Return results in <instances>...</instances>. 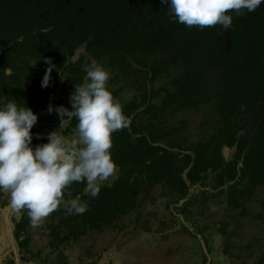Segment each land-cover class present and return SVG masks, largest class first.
<instances>
[{
	"label": "trees",
	"instance_id": "1",
	"mask_svg": "<svg viewBox=\"0 0 264 264\" xmlns=\"http://www.w3.org/2000/svg\"><path fill=\"white\" fill-rule=\"evenodd\" d=\"M58 1L39 0L37 4L28 0L21 6L19 0H0V107L15 100L18 107H30L35 114L46 105L53 110L61 105L71 109L70 96L75 85L84 83L82 66L92 56L108 70V87L120 100L130 124L112 136L114 180L102 184L95 198L85 195L86 182H74L66 190L65 199L79 197L87 201L88 210L66 215L61 205L37 228L31 226L27 209L22 210L13 231L17 245L28 247L36 242L35 237L46 236L44 247L56 251L57 259L68 264L60 246L71 245L91 232L122 230L125 220L141 215L156 197H166L185 219L191 216V205L202 209L209 203H222L237 217L249 212L246 203L257 201L258 193L264 191V126L253 136L239 131L246 129L252 96L264 83V3L254 12L228 13L233 22L226 50L222 43L228 29L181 24L161 0H62L61 8ZM49 4L51 13L58 16L39 18ZM81 6L83 20H69L76 31L58 21L68 17L63 15L67 10L72 14ZM54 20L64 29L62 36L56 27L30 33ZM57 34L63 40L52 42ZM20 35L22 39L17 40ZM90 36L94 37L81 56L69 60ZM128 56L140 67L133 66ZM49 58L56 67L49 85L43 87ZM62 70L67 79H60ZM148 71L149 88L139 75L144 73L147 80ZM187 112L200 115L206 131L198 127V138L189 139L184 133L174 139L187 124L183 118L178 117V123L175 120ZM77 122L73 118L63 134L72 135ZM37 133L32 134L33 149L45 143ZM225 146L232 149L230 158L223 156ZM210 176L211 191L196 187L198 195L189 193L190 186H207L205 180ZM183 198L187 199L176 206ZM259 201L262 211L255 217H264V197ZM143 228L149 229L148 225ZM256 241L264 264V243Z\"/></svg>",
	"mask_w": 264,
	"mask_h": 264
},
{
	"label": "clouds",
	"instance_id": "2",
	"mask_svg": "<svg viewBox=\"0 0 264 264\" xmlns=\"http://www.w3.org/2000/svg\"><path fill=\"white\" fill-rule=\"evenodd\" d=\"M169 4L170 14L188 27L229 29L233 22L230 12L243 15L254 12L264 0H161ZM43 77L47 87L56 65L51 59ZM36 61L31 65L35 67ZM83 71L84 83L75 85L70 96L71 109L59 106L60 130L48 134V142L31 147V129L37 115L30 107L9 100L0 107V192L6 193L12 208L27 209L33 228L40 227L61 205L66 215H82L87 201L79 197L65 199L70 186L86 182L85 195L97 197L103 182L115 174L112 158L113 133L127 128L130 118L120 100L108 87L109 72L92 56L87 57ZM60 79H67L63 70ZM53 107L49 106V112ZM73 118L78 121L71 137L63 130ZM70 196L71 194L68 193Z\"/></svg>",
	"mask_w": 264,
	"mask_h": 264
},
{
	"label": "rangeland",
	"instance_id": "3",
	"mask_svg": "<svg viewBox=\"0 0 264 264\" xmlns=\"http://www.w3.org/2000/svg\"><path fill=\"white\" fill-rule=\"evenodd\" d=\"M225 44L224 41L222 46ZM139 75L141 82L146 83L145 74ZM36 115L38 119L31 133L39 131L36 136L47 143L48 134L60 130L61 117L55 110L50 113L49 105ZM178 117L185 119L187 124L174 139L185 136L184 133L189 139L197 137L198 127L200 131H206L200 115L187 112L177 116L175 122ZM246 120L245 131L255 133L264 126V83L252 96ZM230 155L231 150H228L226 156ZM116 176L117 169L102 184H110ZM205 183V187L190 186L189 193L196 194V187L211 191V176ZM258 194L259 198L264 197L263 190ZM259 198L246 203L249 212L242 217L234 215V211L226 209L222 203H209L202 209L191 205V216L185 219L166 197H156L141 215L125 220L127 225L122 230L108 228L91 232L71 245L60 246L59 250L68 264H262L261 247L256 241L261 239V244L264 243V217H255L256 212L262 211ZM19 217L20 211L12 208L8 195L0 192V264H63L65 261L57 259L56 251L44 247L46 236L39 240L35 237L36 242L28 247L17 245L13 231ZM226 222H229L228 227L224 226ZM144 225L149 229H144Z\"/></svg>",
	"mask_w": 264,
	"mask_h": 264
},
{
	"label": "flooded vegetation",
	"instance_id": "4",
	"mask_svg": "<svg viewBox=\"0 0 264 264\" xmlns=\"http://www.w3.org/2000/svg\"><path fill=\"white\" fill-rule=\"evenodd\" d=\"M28 2V0H19V5H26V3ZM36 3L38 4L39 3V0H36ZM58 8H61V4H62V0H59L58 2ZM50 7H51V4H49L42 12H40L39 14H38V17L39 18H45V17H48L49 16V18H56V16H58V15H54V13H51V9H50ZM80 10H84V8L81 6L80 8H78V12H75V13H70V11L69 10H67L65 13H63V15L65 16V15H67L68 17H65V18H63L62 20H61V17H59V19H58V21L60 22V23H64V27L65 26H67L68 28H70V29H73L74 31H76V28H75V26H74V24L73 23H70L69 22V20L72 18V17H77V19L78 20H80V21H82L83 20V17L85 16V14H82L81 12H79ZM60 15V14H59ZM54 27H56L57 28V30H56V32H58V33H61V36H62V33H64V29L62 28V26L61 27H58L57 26V22H56V20H54L53 22H51L50 24H47L46 26H43V27H38V28H35V29H32V30H35V32L36 31H48V30H51L52 28H54ZM43 28H46L45 30H42ZM31 30V31H32ZM31 31H30V33H31ZM228 31V33H229V29L227 30ZM226 31V32H227ZM34 32V33H35ZM226 32H225V35H226ZM61 36L60 35H56L54 38H53V40H52V42H60V41H62L63 39H61ZM94 36H90L87 40H85V41H89V40H91L92 38H93ZM229 38H230V36H229ZM22 39V36L20 35V36H18V38H17V40H21ZM226 42V41H225ZM69 43H71V42H69ZM82 44H83V42L81 43V45L78 47V48H80L81 46H82ZM87 44V43H86ZM230 44V43H229ZM86 46V45H85ZM77 49V48H76ZM75 49V50H76ZM75 50H74V52H75ZM85 51V48H84V50L80 53V55H79V57L81 56V54L83 53ZM74 52H73V54H74ZM72 54V55H73ZM71 55V56H72ZM71 56L69 57V60H72L71 59ZM78 57V58H79ZM77 58V59H78ZM76 59V60H77ZM73 61H75V60H73ZM68 63V61H66V64ZM138 65V64H137ZM139 67H140V65H139ZM139 67H137V68H139ZM7 70H9L8 68H6L5 69V72L7 73V74H9V72H10V70H9V72H7ZM150 74V75H149ZM86 76V75H85ZM84 76V77H85ZM151 76V71H148V74H147V80H146V86H147V88H149L150 87V82H149V77ZM244 106H242V108H243ZM141 109H142V107H140ZM141 109H138V110H141ZM262 128V127H261ZM260 128V129H261ZM259 129V130H260ZM241 131H243V133L245 132V130H241ZM258 131V130H257ZM256 131V132H257ZM240 132V131H239ZM255 132V133H256ZM35 132H32V134H34ZM243 133H241V134H243ZM255 133H251L250 132V135L251 136H253ZM240 134V133H239ZM46 141V140H45ZM226 147V146H225ZM224 148V147H223ZM228 148V147H227ZM223 150V149H222ZM228 150H231V154H232V149H229L228 148ZM231 156V155H230ZM230 156H225L226 158H230ZM241 163V162H240ZM242 165V164H241ZM238 166H239V163H238ZM187 199V198H186ZM181 205V204H180Z\"/></svg>",
	"mask_w": 264,
	"mask_h": 264
},
{
	"label": "water",
	"instance_id": "5",
	"mask_svg": "<svg viewBox=\"0 0 264 264\" xmlns=\"http://www.w3.org/2000/svg\"><path fill=\"white\" fill-rule=\"evenodd\" d=\"M45 29H46V28H43L42 30H45ZM34 32H35V30H32V31H31V33H34ZM225 41H226L225 48H226V50H227L228 47H229V43L231 42V40H230V38H229V33H228V31L226 32V35H225ZM86 43H87V41H84L83 44H82V46H81L80 48H77V49L75 50L74 54L71 56V59H72V60H76V59L79 57L80 53L84 50ZM128 58H129V60H130V62H131V64H132L133 66H135V67H139V65H137V64H136V63H135V62H134L129 56H128ZM7 72H9V70H7ZM149 75H150V74H149ZM139 109H141V108H139ZM130 117L132 118V117H133V114H131ZM239 133L241 134V133H243V131H240ZM227 151H228V148H227V147H224L223 150H222L223 156H226ZM239 166H241V163H239ZM185 200H186V198L180 199L179 202L177 203V205L182 204ZM181 218H182V217H181Z\"/></svg>",
	"mask_w": 264,
	"mask_h": 264
}]
</instances>
